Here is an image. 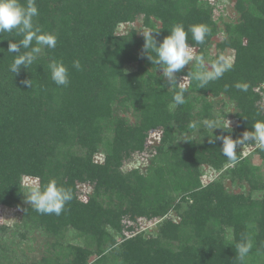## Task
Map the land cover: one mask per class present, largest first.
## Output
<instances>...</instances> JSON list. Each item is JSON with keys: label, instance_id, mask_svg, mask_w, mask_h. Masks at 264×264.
<instances>
[{"label": "trees", "instance_id": "16d2710c", "mask_svg": "<svg viewBox=\"0 0 264 264\" xmlns=\"http://www.w3.org/2000/svg\"><path fill=\"white\" fill-rule=\"evenodd\" d=\"M211 1L35 0V24L54 34L57 44L42 49L19 74L9 71L14 55L7 49L22 37L0 34V209L16 218L0 224V264H241L235 245L246 237L253 247L243 264L260 262L264 193L252 200L229 196L222 181L203 187L201 177L204 165L222 170L231 164L220 152L222 141L210 139L235 140L264 120V0H236L239 20L226 24V37L217 45V57L227 49L235 52L233 67L206 88L187 76L196 71L194 65H185L171 86L147 58L144 36L117 34L120 24L142 16L159 45L173 25L187 31L204 24L210 29L205 43L196 44L190 33L188 43L205 54L219 33ZM128 56L136 69L127 68ZM52 59L67 66V87L51 80ZM74 60L82 70L72 67ZM25 79L32 88L21 83ZM183 79L188 80L186 102L174 106ZM217 99L234 106L237 125L191 137L198 122L214 119ZM129 111L135 124L122 116ZM156 130L160 143L151 150L147 141ZM248 146L264 158L253 142L237 149ZM237 155L239 163L225 175L247 179L250 158L238 150ZM135 156L140 166L151 157L145 172L134 164ZM127 164L132 166L125 172ZM24 177L37 179L41 187L55 180L72 190L73 199L59 216L39 214L25 202ZM81 187L91 192L85 197ZM183 204L190 208L184 211ZM171 211L179 222L168 218ZM157 220L162 222L154 234L138 229ZM224 226L232 229L231 237ZM34 231L49 243L44 256L31 262L19 258L15 238L25 240Z\"/></svg>", "mask_w": 264, "mask_h": 264}, {"label": "clouds", "instance_id": "9594fccd", "mask_svg": "<svg viewBox=\"0 0 264 264\" xmlns=\"http://www.w3.org/2000/svg\"><path fill=\"white\" fill-rule=\"evenodd\" d=\"M38 15L39 11L35 0H25L24 3L21 0H0V34L15 32L17 36L22 37L18 43H8L7 51L14 55L9 71L14 74H19L21 68L28 69L36 61L42 49L56 47L57 37L52 33L44 32L35 24V18ZM152 33L153 31L143 33L146 42L144 50L147 53V58L162 69L163 77L171 86L178 84L176 74L193 61L196 62L197 69L194 72H189L187 76L197 82L198 88H206L210 82L220 79L225 72L230 71L233 67L231 60L226 59L223 55L217 57L210 65L206 64L205 58L196 55L195 49L189 45V33L196 44L205 43L206 37L210 33L207 25H190L187 31L182 24L173 25L170 34L159 45ZM150 50L155 53L154 56L149 55ZM47 67L55 85L67 87L70 84L69 70L63 61L52 59ZM72 67L77 71L82 70L79 60H74ZM21 83L27 87H33L32 81L29 79H25ZM236 87L241 91H247V86L237 84ZM186 91L185 87H180L179 91L174 93V106L183 105L186 102ZM205 125L211 129L220 128L217 126L216 120L206 121ZM217 140L222 141L221 154L235 166L239 163L236 151L238 145L253 142L256 148L264 152V120L255 121L252 124V130L245 131L240 138L233 140L230 136H217L210 139L209 142L215 143ZM24 194L26 203L37 213L43 215L55 214L59 216L64 211L66 203L73 199L72 190L59 186L55 180L43 187L32 186ZM252 247V240L246 237L235 245V258L243 264Z\"/></svg>", "mask_w": 264, "mask_h": 264}, {"label": "rangeland", "instance_id": "374dc122", "mask_svg": "<svg viewBox=\"0 0 264 264\" xmlns=\"http://www.w3.org/2000/svg\"><path fill=\"white\" fill-rule=\"evenodd\" d=\"M213 5V19L215 22H217V25L219 27V33L216 35V37L212 40L211 44L209 45L208 49L206 50L205 54H202L198 52L197 49H195V54L203 56L205 58L206 64H209L214 61L217 57V54L219 52V49L217 48V45L221 43L224 38L226 37V33H224V28L226 24L228 23H235L239 20V14L235 10V3L236 0H215L211 1ZM156 24H159L158 21H155ZM135 31L137 33L138 37L144 36L143 33L151 31L148 29L143 22V17L138 16L134 22L132 23H125V24H120V26L117 29V34L118 35H128L130 32ZM234 54L235 52L231 49H227L223 52V56L226 59L231 60L233 63L234 61ZM135 59L134 57L128 56L126 57V63L127 68L129 70H133L134 68H137V62H134ZM194 65L197 67V64L195 61L191 62L189 65H186V67ZM163 73V72H162ZM188 85V80L183 79L181 82L182 87H186ZM216 103L215 111H214V119H206L203 120L202 122H198L196 129L193 133V135H190L193 138H198L201 139L203 135L206 132L212 133L216 129H211L206 127L205 122L209 120H216L217 121V126L219 127L220 125H227L230 127H235L237 125V121L235 118H233L234 114V106L231 104L228 105L227 101H222V99H217L214 100ZM226 105V107L224 106ZM122 116H125L130 124H135L136 123V117L133 115L131 111L128 113L122 114ZM188 135H182L180 137L181 140H186ZM160 138H161V133L159 131H152L149 135L148 141H147V146L153 150V147L158 146L160 143ZM255 147H242L238 149L236 148V151L238 150L241 152L243 157H249L250 158V165H251V174L247 179H232L230 175H225V173L228 171V168L234 167L232 164H230L227 167H224L222 170H216L213 169L211 166L209 167L208 165H204L202 167L203 175L201 177V181L203 184V187H207L208 185L215 183V182H223L224 189L226 193L230 196H238V195H243L245 199H250L252 200L259 198L263 193H264V158L256 154L254 152ZM152 156V155H151ZM136 156L133 159V162L135 165H139V157H137V160L135 159ZM149 159H147L141 166L140 169L145 172L147 165L149 164ZM132 166L127 164L123 167V170L125 172L129 171V168ZM137 166V167H139ZM135 167V166H134ZM23 185L25 188V192L28 190V188L32 186H38V180L35 178L31 177H24L23 178ZM263 190L261 191V189ZM81 195L85 196V192H88V194L91 192V189H88L87 187H81ZM86 197V196H85ZM179 195H175V198H178ZM81 199L85 200L84 197H81ZM179 198L177 199V201ZM26 202V200H25ZM183 210L186 211L189 206L183 204ZM19 214V213H18ZM168 218L173 219L174 221L179 222V217L176 212H170L168 215ZM15 216L14 213L10 210H4L0 209V224H11L15 222ZM143 222V221H140ZM162 222V220H157V221H146L143 222V224L138 227V229L141 231L144 230L145 233L153 234L157 231L158 225ZM224 229H226V234L227 236L231 237L232 235V229L229 227L224 226ZM73 239L71 236L69 238ZM73 241V240H72ZM77 241H75L76 243ZM15 243L16 246L18 247V256L19 258L22 257L23 259L27 260L29 259L31 262L36 261L41 259L45 252L46 248L48 247L49 239L47 236H45L42 232L40 231H34L29 238H26L25 240L22 238H15ZM264 260V256L262 258H258V264H261L262 261Z\"/></svg>", "mask_w": 264, "mask_h": 264}]
</instances>
